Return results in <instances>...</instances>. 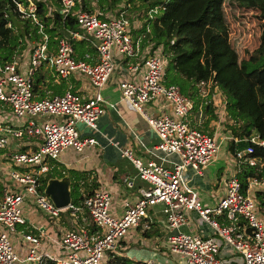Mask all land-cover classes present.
<instances>
[{
  "label": "built area",
  "instance_id": "1",
  "mask_svg": "<svg viewBox=\"0 0 264 264\" xmlns=\"http://www.w3.org/2000/svg\"><path fill=\"white\" fill-rule=\"evenodd\" d=\"M61 2V11L66 14L73 0ZM28 10H34L32 2ZM77 26L58 39L55 49L48 47L47 34L43 33L29 50L26 61L20 52L14 53L10 60L0 61V106H6L15 118V121L10 120L0 109V149L7 148L12 139L37 140L33 150L12 148L5 154L12 167L7 170V179L0 190V264H46L49 261L101 264L106 251L115 249L129 229L141 225L148 210L158 203L170 229L166 236L169 249L181 253L184 264H264V213L253 193L255 189L264 188V175L248 176L245 189L236 175H229L223 194L213 204H205L200 199L198 191L188 184L184 171L191 168L202 175L205 166L214 159L220 142L214 134L190 124L188 115L193 101L179 85L163 82L166 58L158 48L140 59L141 62L129 61L128 74L117 80L122 97L144 113L158 138L147 158L132 148L121 149V156L134 168V174H123L122 181L127 187H133V178L137 176L147 185L137 186L132 194L122 198L117 211L111 210L112 199L106 190L96 189L80 204L70 202L65 207H57L39 190V174L51 167L47 158L57 160L67 147L80 152L97 143L95 136H80L78 123L97 129V121L109 105L101 89L116 69V57L138 59L140 42L132 36L125 10L105 18L96 12L80 10ZM73 39L89 42L95 48V59L90 61L87 54L77 58ZM43 63L66 80L76 72L85 75L94 87L93 94L85 97L67 88L62 94L37 97L34 76ZM138 70L140 78L131 75ZM160 97L170 109L156 116L148 115L143 104ZM242 139L248 143L236 148L232 155L238 169L250 165L261 171L264 138L254 131ZM255 145L261 147L262 156L254 154ZM172 155L175 158H171ZM26 200L53 218L68 211L73 220L81 218L82 222L77 228L64 229L54 238L39 228L32 232L23 212ZM190 211L211 227L210 233L180 229L171 232L187 222ZM241 221L248 230L241 226ZM144 227L149 225L144 224ZM17 233L26 243L22 254L18 253L14 239ZM44 240L45 244H51L47 250L42 248ZM223 246L230 252L228 257L221 255ZM137 264L160 262L147 258Z\"/></svg>",
  "mask_w": 264,
  "mask_h": 264
},
{
  "label": "trees",
  "instance_id": "2",
  "mask_svg": "<svg viewBox=\"0 0 264 264\" xmlns=\"http://www.w3.org/2000/svg\"><path fill=\"white\" fill-rule=\"evenodd\" d=\"M31 2L34 4L32 12L28 10ZM224 3L225 0H73L65 14L61 11V0H0V61L10 60L16 52L24 53L27 45L39 42L43 33L47 34L48 47L55 49L61 36L78 28L77 12L80 10L96 12L101 18L121 9L127 16L134 11L142 13L145 20L137 29L131 26V33L137 32L134 37L138 33L143 36V40L151 43L152 51L161 47L160 51L166 58L163 82L179 85L181 91L192 99V110L197 112L201 109L206 116L200 125L195 126L211 134L208 125L218 117L212 89L203 94L201 82L204 86L210 82L225 94V113L229 118L225 123L231 134L228 151L234 155L236 148L248 143L242 138L252 132L264 138V0H228L231 7L238 3L255 8L262 20L259 41L244 58H240L230 41V21ZM143 44L140 43L141 46ZM73 46L77 58H84L86 52L95 50L84 39H73ZM36 73L34 91L37 97L62 94L67 88L75 91L65 78L58 77L42 84ZM48 90L50 92L47 93ZM254 154L263 155L259 145H255ZM49 164L51 167L38 177L41 192L46 185L45 174L50 177L69 176L73 204H80L86 195L96 190L98 182L91 176V170L66 168L55 159H51ZM254 174L262 177L264 165L261 171L256 166H242L235 175L245 189L248 176ZM1 187L0 184V190ZM253 193L260 211L264 213V188L255 189ZM61 214L69 215L68 211ZM81 222L78 218L69 226L77 228ZM240 224L248 230L243 221ZM105 254L103 264L138 263L115 250H107ZM46 264L54 263L49 261Z\"/></svg>",
  "mask_w": 264,
  "mask_h": 264
},
{
  "label": "crops",
  "instance_id": "3",
  "mask_svg": "<svg viewBox=\"0 0 264 264\" xmlns=\"http://www.w3.org/2000/svg\"><path fill=\"white\" fill-rule=\"evenodd\" d=\"M135 14L136 13H134V17L130 19V23L132 28L137 29L141 26L142 20L135 18ZM136 33L137 32L132 33V36L134 37ZM142 37L143 36H140L139 33L137 37H134L138 39V42L141 44L144 43L143 46L140 45L139 47L138 59H129V57L123 56L116 57V69L108 82L101 89L102 96L109 102V105L99 117L97 129L94 130L84 123H78L80 136H95L97 143L93 146L84 147L80 152L74 150L72 147H67L61 152L57 159L58 162L66 168L91 170V176L96 177L98 182L95 189L106 190L110 193L112 199L111 210L113 211L120 209L122 198L132 194L137 186L147 185L145 181L137 176L133 178V187H127L125 182L122 181L123 174H134V168L128 159L121 156V149L125 147L132 148L138 155L147 158L150 157L153 145L158 140L156 133L147 123L144 113L133 108L132 105L122 97L121 90L117 84V80L123 76V74H128L127 66L129 61L138 60L141 62L140 59L149 52H152L151 43L147 42V40H143ZM85 54L88 55L87 59L93 61L96 51H88ZM22 57L24 58L23 61H26L28 53L25 54L22 52ZM116 72L117 75L115 78ZM36 74L40 76L42 84H45L48 80H56L58 78L55 72L46 63L40 66ZM131 75L140 78L141 72L138 70V72ZM67 81L68 86H71L75 91L85 97L92 95L94 92V87L89 82L88 78L81 73H74ZM48 92H50V90H48L47 93ZM213 104L215 105L214 100ZM0 107L7 118L15 121V118L6 106ZM169 109V106H164L162 97L143 104V110L148 115L152 116L159 115ZM201 115V109L197 112L191 110L188 115L190 124L200 125L202 123V121L200 123ZM216 123H219V120H217ZM212 128L213 122L208 125L209 130L212 131ZM213 134L217 137L216 132ZM222 134L224 135V133ZM230 137L231 134L229 133L225 136L220 135L217 139H222L219 140L220 143L224 139V142H227V148L229 146L228 140ZM36 147L37 140L35 139H12L7 148L0 149V159L6 158L4 155L12 148L33 150ZM227 154L232 157L231 153ZM171 158H175V156L172 155ZM7 172L8 171L5 170L3 173L7 174ZM220 174V169L215 167L213 161L205 166L202 175L196 174L191 168L184 171L188 184L198 191L200 199L205 204L210 205L223 194L224 182L227 177L222 179ZM5 179H7V177L4 176L3 180ZM161 207L160 203L152 206L148 210V216L144 217L142 224L129 230L124 238L118 241L115 249L111 250L124 254L132 260L138 261V263H141L142 260L147 258H154L160 262V264H184V256L179 252H172L169 249L166 236L170 232V229H168L166 225ZM31 212L32 211L27 213L29 215L24 213L28 218L27 226L30 229L37 230L39 228L52 238L59 236L64 229L71 227L69 224H72L73 221V218L67 214H61L59 218H54L53 220H43L41 217L35 215L31 217ZM187 215L188 220L179 227L180 230L201 233L211 232V227L206 222L200 221L195 212L190 211ZM144 224L149 225V227L145 228ZM14 239L16 240L17 248L21 249L22 254V249L26 247V243L20 238L19 233L14 236ZM43 245L45 246H42V248L46 250L51 247V244H45V240ZM221 255L225 257L230 255L227 246L222 247Z\"/></svg>",
  "mask_w": 264,
  "mask_h": 264
},
{
  "label": "rangeland",
  "instance_id": "4",
  "mask_svg": "<svg viewBox=\"0 0 264 264\" xmlns=\"http://www.w3.org/2000/svg\"><path fill=\"white\" fill-rule=\"evenodd\" d=\"M236 3V2H235ZM233 3V4H235ZM224 10L228 16V19L230 21V29H229V38L231 43L234 45L236 50L239 53L240 58L247 57L250 51H252L255 46L257 45L259 41V36H260V31H261V18L258 15V11L253 8V7H245L243 5H239L238 3L231 7L228 4V0H225L224 3ZM231 7V8H230ZM232 8H234V11H232ZM135 18L141 19L142 22L145 20L142 19V13H137L134 11L133 13H128V18L129 20L134 17ZM140 14V15H139ZM148 30V27H147ZM33 45H27L25 48V54L29 52V50L32 48ZM158 51L161 50V47H157ZM262 61H264V57L262 58ZM115 71V70H114ZM114 73V72H113ZM117 72L115 73V78H116ZM201 89L203 94L206 93L209 89H212V97L215 103V112L217 113L218 117L217 119H213V128L212 131L213 133L216 132L217 138L222 135L225 136L229 134V130L226 128L227 123L229 122V118H227V114L225 113V105H224V100H225V94L220 90L218 86H212L211 83L209 82L206 86L201 84ZM217 110V111H216ZM220 116V117H219ZM46 117H50L46 115ZM63 116H60L62 118ZM221 118V119H219ZM205 120V115L202 114L200 117V123L201 121ZM219 120V123H216V121ZM210 122V123H212ZM227 122V123H225ZM220 131V133H219ZM224 133V135L222 133ZM211 133V134H213ZM220 134V135H219ZM215 135V134H214ZM218 140H222L219 138ZM228 140V139H227ZM227 142L223 141L220 143V147L218 151L215 154L214 159L212 160L215 164V167L220 169L222 179L226 178L229 175L236 174V172L239 170L238 166L236 165V159L234 157L229 156L227 153L228 152V147ZM1 151V150H0ZM3 151V150H2ZM227 152V153H226ZM5 157V155H4ZM51 159L47 158V161L49 163ZM211 161V162H212ZM0 184L2 185L5 180H3L4 176L7 177V174H4L3 172L5 170L10 169L12 167V162L9 160V158H1L0 159ZM3 171V172H2ZM27 204V205H26ZM30 213L31 217L37 216L41 217L43 220H53L54 218L47 215L44 213L36 204L31 202L30 200H26V202L23 205V212L25 214ZM29 215V214H27ZM135 227H131L129 230L134 229ZM179 228H173L171 232H176L178 231ZM17 251L19 254H21V249L17 248ZM105 259V257H104ZM104 259L102 260L101 264H103Z\"/></svg>",
  "mask_w": 264,
  "mask_h": 264
},
{
  "label": "water",
  "instance_id": "5",
  "mask_svg": "<svg viewBox=\"0 0 264 264\" xmlns=\"http://www.w3.org/2000/svg\"><path fill=\"white\" fill-rule=\"evenodd\" d=\"M46 185L44 192L57 207H65L71 202L70 178L68 175L62 177H50L45 174Z\"/></svg>",
  "mask_w": 264,
  "mask_h": 264
}]
</instances>
